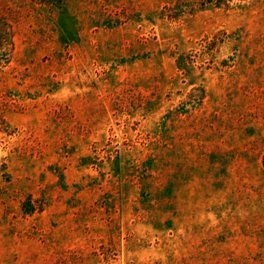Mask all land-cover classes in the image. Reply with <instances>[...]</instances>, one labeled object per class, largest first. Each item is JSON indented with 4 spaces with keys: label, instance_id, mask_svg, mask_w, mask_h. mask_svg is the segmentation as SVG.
<instances>
[{
    "label": "rangeland",
    "instance_id": "1",
    "mask_svg": "<svg viewBox=\"0 0 264 264\" xmlns=\"http://www.w3.org/2000/svg\"><path fill=\"white\" fill-rule=\"evenodd\" d=\"M0 264H264V0H0Z\"/></svg>",
    "mask_w": 264,
    "mask_h": 264
},
{
    "label": "trees",
    "instance_id": "2",
    "mask_svg": "<svg viewBox=\"0 0 264 264\" xmlns=\"http://www.w3.org/2000/svg\"><path fill=\"white\" fill-rule=\"evenodd\" d=\"M39 2L47 3V4H60L62 0H38ZM218 3L225 2L227 0H216Z\"/></svg>",
    "mask_w": 264,
    "mask_h": 264
}]
</instances>
